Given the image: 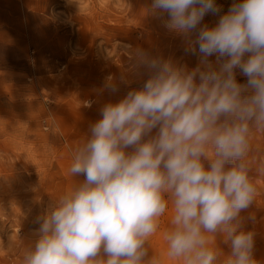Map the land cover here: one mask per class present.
<instances>
[{
	"label": "clouds",
	"instance_id": "obj_1",
	"mask_svg": "<svg viewBox=\"0 0 264 264\" xmlns=\"http://www.w3.org/2000/svg\"><path fill=\"white\" fill-rule=\"evenodd\" d=\"M151 9L167 13L165 28L186 37L187 50L195 54L198 46V64L189 69L136 53L147 80L102 107L68 169L84 180L40 218L23 264H157L145 259L146 242L169 205L170 257L257 264L255 234L241 230L239 216L257 191L251 137L264 132V0H233L213 27L201 24L220 14L216 0H152ZM217 232L230 241L223 261L212 247Z\"/></svg>",
	"mask_w": 264,
	"mask_h": 264
},
{
	"label": "rangeland",
	"instance_id": "obj_2",
	"mask_svg": "<svg viewBox=\"0 0 264 264\" xmlns=\"http://www.w3.org/2000/svg\"><path fill=\"white\" fill-rule=\"evenodd\" d=\"M216 3L220 14L206 15L201 26H215L233 0ZM151 4L0 0V264H23L37 239L40 218L60 195L84 180L69 174L73 152L90 136L105 104L118 102L147 80L136 53L189 69L198 64V46L195 54L187 50V38L166 29L167 13L153 12ZM236 79L246 83L239 70ZM109 85L118 90L111 92ZM247 159L257 191L239 223L241 230L255 234L253 258L264 264V132H253ZM172 215L169 205L146 242V260L154 256L157 264H185L168 255ZM212 247L221 261L231 253L222 232L214 234ZM101 257L106 258L102 251Z\"/></svg>",
	"mask_w": 264,
	"mask_h": 264
}]
</instances>
